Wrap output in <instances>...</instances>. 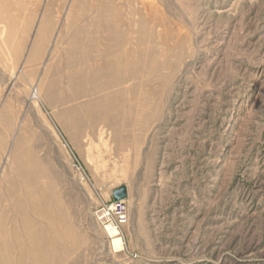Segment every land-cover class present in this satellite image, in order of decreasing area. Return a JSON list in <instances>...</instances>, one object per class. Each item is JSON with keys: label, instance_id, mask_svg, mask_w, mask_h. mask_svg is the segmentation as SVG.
Instances as JSON below:
<instances>
[{"label": "rangeland", "instance_id": "rangeland-1", "mask_svg": "<svg viewBox=\"0 0 264 264\" xmlns=\"http://www.w3.org/2000/svg\"><path fill=\"white\" fill-rule=\"evenodd\" d=\"M0 264H264V0H0Z\"/></svg>", "mask_w": 264, "mask_h": 264}, {"label": "built area", "instance_id": "built-area-1", "mask_svg": "<svg viewBox=\"0 0 264 264\" xmlns=\"http://www.w3.org/2000/svg\"><path fill=\"white\" fill-rule=\"evenodd\" d=\"M97 220L109 230V228L122 229L129 219V207L126 199H113L102 202L95 212Z\"/></svg>", "mask_w": 264, "mask_h": 264}, {"label": "bare ground", "instance_id": "bare-ground-1", "mask_svg": "<svg viewBox=\"0 0 264 264\" xmlns=\"http://www.w3.org/2000/svg\"><path fill=\"white\" fill-rule=\"evenodd\" d=\"M108 232H110V234L112 236H116L113 240V243H114V246L118 249V248H122L123 246V240H122V237H119L117 236L119 233H118V230L116 228H109ZM121 250V249H120Z\"/></svg>", "mask_w": 264, "mask_h": 264}, {"label": "water", "instance_id": "water-1", "mask_svg": "<svg viewBox=\"0 0 264 264\" xmlns=\"http://www.w3.org/2000/svg\"><path fill=\"white\" fill-rule=\"evenodd\" d=\"M113 194H114L115 199H125L128 195L127 187L122 186V187L116 188L113 191Z\"/></svg>", "mask_w": 264, "mask_h": 264}]
</instances>
